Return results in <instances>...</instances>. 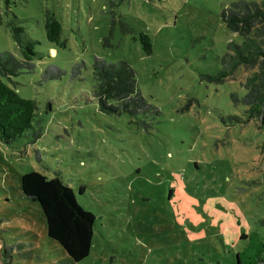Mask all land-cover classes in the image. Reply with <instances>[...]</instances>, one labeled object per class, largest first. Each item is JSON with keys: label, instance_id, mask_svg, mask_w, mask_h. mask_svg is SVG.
Here are the masks:
<instances>
[{"label": "rangeland", "instance_id": "1", "mask_svg": "<svg viewBox=\"0 0 264 264\" xmlns=\"http://www.w3.org/2000/svg\"><path fill=\"white\" fill-rule=\"evenodd\" d=\"M236 1L0 0V52L21 59L13 26L36 42L34 70L12 81L36 103L33 125L42 132L38 140L31 132L0 141V264H237L250 246L243 236L264 242V121L247 120L248 108L232 99L246 93L253 73L239 67L223 83L210 80L229 43L243 42L220 16ZM47 11L64 46L47 41ZM118 21L133 33L122 35ZM141 33L151 40L149 55ZM94 57L127 62L159 113L101 112ZM76 64L85 65L78 75ZM48 65L64 75L44 81ZM31 171L59 176L95 216L82 261L47 237L40 206L22 195L19 178Z\"/></svg>", "mask_w": 264, "mask_h": 264}, {"label": "trees", "instance_id": "2", "mask_svg": "<svg viewBox=\"0 0 264 264\" xmlns=\"http://www.w3.org/2000/svg\"><path fill=\"white\" fill-rule=\"evenodd\" d=\"M110 5L113 7L115 3L111 2ZM45 14L47 41L59 47L64 46L61 24L49 11ZM111 15V28L104 39L105 47L110 46L113 37V11ZM220 16L229 30L243 37V42L229 43L228 52L220 60L221 70L210 80L223 83L231 78L239 67L246 72H252L245 83L246 93L240 98L232 96V99L248 108L247 120L264 121V0L259 3L252 0L232 2L230 8L224 9ZM118 23L122 35L133 33L128 23ZM12 31L22 57L19 59L11 52H0V141L6 145L31 132L34 140L42 136L41 129H35L33 125L38 112L36 103L22 98L15 88L16 83L12 81V78L34 70L33 59L37 54L33 50V44L36 42L23 38V29L20 27L13 26ZM138 39L143 51L151 54L152 44L149 36L141 33ZM50 49L54 50L52 47ZM83 67L84 64H76L73 73L80 74ZM91 69L92 94L97 99L101 112L117 116L159 113L140 93L136 72L127 62L109 63L94 57ZM63 75L64 71L59 67L48 65L42 79L51 81ZM230 120L239 121L237 117H231ZM19 183L22 195L40 206L46 222L47 237L55 241L72 262L78 263L85 259L91 250L96 218L78 205L73 189L59 176L50 178L37 171L21 175ZM243 238H249V245L254 243V248L250 249L249 246L237 253V264L264 262L261 257L264 242L260 237L253 233Z\"/></svg>", "mask_w": 264, "mask_h": 264}, {"label": "crops", "instance_id": "3", "mask_svg": "<svg viewBox=\"0 0 264 264\" xmlns=\"http://www.w3.org/2000/svg\"><path fill=\"white\" fill-rule=\"evenodd\" d=\"M52 51H54V50H51V53H52Z\"/></svg>", "mask_w": 264, "mask_h": 264}, {"label": "bare ground", "instance_id": "4", "mask_svg": "<svg viewBox=\"0 0 264 264\" xmlns=\"http://www.w3.org/2000/svg\"><path fill=\"white\" fill-rule=\"evenodd\" d=\"M53 53V52H52ZM54 54V53H53Z\"/></svg>", "mask_w": 264, "mask_h": 264}]
</instances>
